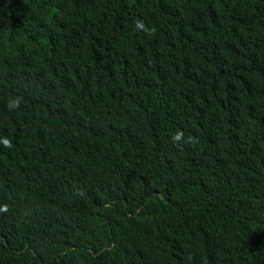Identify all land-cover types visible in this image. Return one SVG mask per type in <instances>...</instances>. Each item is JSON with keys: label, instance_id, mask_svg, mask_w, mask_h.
<instances>
[{"label": "trees", "instance_id": "1", "mask_svg": "<svg viewBox=\"0 0 264 264\" xmlns=\"http://www.w3.org/2000/svg\"><path fill=\"white\" fill-rule=\"evenodd\" d=\"M0 138V264H264V0H0Z\"/></svg>", "mask_w": 264, "mask_h": 264}, {"label": "clouds", "instance_id": "2", "mask_svg": "<svg viewBox=\"0 0 264 264\" xmlns=\"http://www.w3.org/2000/svg\"><path fill=\"white\" fill-rule=\"evenodd\" d=\"M177 139H179V134H177ZM0 143L4 144L5 146H8L10 144V141L7 138H0Z\"/></svg>", "mask_w": 264, "mask_h": 264}]
</instances>
